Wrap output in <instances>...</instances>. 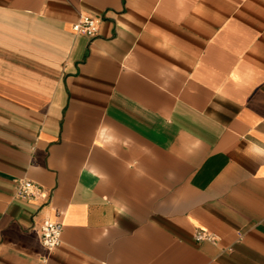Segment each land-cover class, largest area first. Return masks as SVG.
Segmentation results:
<instances>
[{
    "label": "crops",
    "instance_id": "crops-1",
    "mask_svg": "<svg viewBox=\"0 0 264 264\" xmlns=\"http://www.w3.org/2000/svg\"><path fill=\"white\" fill-rule=\"evenodd\" d=\"M0 264H264V0H0Z\"/></svg>",
    "mask_w": 264,
    "mask_h": 264
},
{
    "label": "built area",
    "instance_id": "built-area-1",
    "mask_svg": "<svg viewBox=\"0 0 264 264\" xmlns=\"http://www.w3.org/2000/svg\"><path fill=\"white\" fill-rule=\"evenodd\" d=\"M72 31L77 35H84L92 38L97 34L96 20L90 16H80L79 19L72 24ZM42 189L29 180L14 181V196L21 200H29L35 196L42 194ZM62 225L56 221L44 220L39 229L40 243L46 249H53L61 244L60 236ZM198 239H205L207 236L198 233Z\"/></svg>",
    "mask_w": 264,
    "mask_h": 264
}]
</instances>
